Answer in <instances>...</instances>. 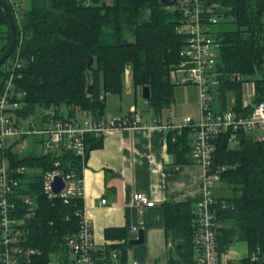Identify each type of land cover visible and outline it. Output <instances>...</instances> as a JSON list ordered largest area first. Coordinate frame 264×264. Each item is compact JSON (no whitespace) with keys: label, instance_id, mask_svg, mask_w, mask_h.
Masks as SVG:
<instances>
[{"label":"trees","instance_id":"1","mask_svg":"<svg viewBox=\"0 0 264 264\" xmlns=\"http://www.w3.org/2000/svg\"><path fill=\"white\" fill-rule=\"evenodd\" d=\"M211 1L224 7V19L216 32L221 42L217 69L222 77L217 91L222 109L229 105L230 98L234 108H240L242 84L249 81L254 84L253 102L264 101V39L260 22L264 0ZM174 5L161 0H101L96 5L85 0H29L21 11L22 64L16 78L17 85L26 92L22 114L35 115L43 108L65 105L101 115L105 112V94L121 92L128 67L134 87L149 88L150 99L146 103L156 114L169 107L176 86L170 81V69L178 63L183 45V38L176 33L182 16L172 9ZM17 34L19 38L18 26ZM9 41V24L0 10V54ZM6 60L0 67V89ZM189 138V130L168 133V151L178 161L190 159ZM101 142V138H89L85 142L87 156ZM55 161H60L65 171L81 175L82 163L69 153L43 158L28 153L23 159H16L14 165L51 169ZM213 162L226 167L221 184L231 192L228 197H219L215 207L216 250L218 254L225 253L232 243L244 242L248 253L240 264H252L250 256L257 249L259 264H264V141L239 134L238 144L232 148L227 138L221 137ZM19 183L18 193L31 196L37 205L35 216L24 224L26 245L40 251L35 264H48L55 254L67 261L69 252L63 240L78 231L75 213L83 201H50L42 193L39 175L22 176ZM220 202H224V208ZM148 209L144 228L163 226L166 239L173 246L174 254L167 264H195L194 206L167 201ZM121 233L119 239L126 246H112L105 251H119L124 263L130 247L129 231L124 228ZM136 248V257L143 260L145 246Z\"/></svg>","mask_w":264,"mask_h":264},{"label":"built area","instance_id":"2","mask_svg":"<svg viewBox=\"0 0 264 264\" xmlns=\"http://www.w3.org/2000/svg\"><path fill=\"white\" fill-rule=\"evenodd\" d=\"M85 1L91 3L90 0ZM6 3L10 6L20 35L14 54L3 66L5 76L0 89V264H35L40 251L26 245L24 224L35 216L37 205L31 196L18 193L19 178L39 175L44 196L50 201L59 198L67 204L72 199L83 201V175L82 171L81 175L73 170L65 171L60 167V161H55L51 169L14 165V161L23 159L28 153L42 158L69 153L79 159L84 168L87 156L85 142L89 138L100 139L111 130L135 128L141 120L135 108L119 118H109L105 113L99 115L72 106L66 114L61 113L58 106L24 116L26 92L16 83L22 64L19 51L22 5L19 0H6ZM174 4L172 9L178 10L182 16L176 25V33L183 38V45L179 50L178 63L170 69L169 78L175 85L196 86L199 114L197 118L185 117L179 125L167 123L158 128L177 134L189 130V156L202 169L198 179L202 197L195 204L193 218L192 237L197 253L195 264H231L225 253L218 254L216 250L218 223L215 207L219 197L214 193L221 184V175L226 167L214 164V153L217 140L221 137L227 138L232 148L237 146L239 134L254 141H264V101L253 102L252 84L251 93H242L240 108H234L232 101L222 109L217 91L222 77V72L217 69L221 42L216 38V32L224 19V7L211 0H175ZM260 22L261 37L264 39V10ZM234 78L238 79L237 76ZM57 178L63 185L56 192L53 183ZM105 202V199L101 200L102 204ZM219 204L221 208L225 207L224 202ZM155 205V201L147 195L133 194L132 206L137 210L139 221L130 228L131 233L137 235L144 224L143 210ZM75 215L79 219L78 231L63 240L69 252L67 261L60 254H55L48 264H124L119 251L96 250L91 220L84 205ZM258 252L257 249L251 254L252 264H259ZM130 264L140 263L133 260Z\"/></svg>","mask_w":264,"mask_h":264},{"label":"crops","instance_id":"3","mask_svg":"<svg viewBox=\"0 0 264 264\" xmlns=\"http://www.w3.org/2000/svg\"><path fill=\"white\" fill-rule=\"evenodd\" d=\"M127 79L131 83L134 97L137 96L138 87H134L132 76L127 75ZM252 84L243 95L251 93ZM134 99L136 102V97ZM232 101L230 98L228 104ZM136 104L132 108L139 112L140 125L107 132L101 138V145L86 156L82 170L85 189L83 205L91 220L97 251H105L117 245L125 247L123 240L119 239L124 228L129 231V240L137 238V235L130 232V228L139 221L137 210L132 206L134 193L147 195L155 201L156 207L167 201L188 203L195 207L202 197L198 181L201 166L187 158L178 161L175 154L168 151L169 132L158 128L171 119H163L161 112L156 114L148 104L143 110L138 109ZM130 109L129 105H120L116 112L105 106L104 113L109 118H119L128 114ZM187 116L192 115L188 113ZM221 188L222 184L214 194L217 197H228L223 195V190L218 193ZM102 199L106 200L105 204L101 203ZM148 210H143L144 215ZM140 228L145 231L142 245L146 248V255L143 260H139L135 252L136 247L142 245H130L126 249L124 264H130L133 260L140 264H167L170 255L174 253L171 242L166 239L164 227L157 225L145 229L143 225ZM246 248L244 242L232 243L225 252L228 261L240 264L247 256Z\"/></svg>","mask_w":264,"mask_h":264},{"label":"rangeland","instance_id":"4","mask_svg":"<svg viewBox=\"0 0 264 264\" xmlns=\"http://www.w3.org/2000/svg\"><path fill=\"white\" fill-rule=\"evenodd\" d=\"M19 1L21 2L20 4L22 5L21 8H26L29 4V0H19ZM102 1L107 2V0H102ZM8 61L9 59L6 60V62ZM127 75L128 76L131 75L129 67L127 68V71L124 74L120 94H113V95L111 93L105 94V103H106L105 106L107 107V109L117 112L119 111L120 105L122 106L129 105L131 106V109H132L135 103H137L136 106L140 110L147 108L146 101L141 99L142 98L141 91L139 93V89L141 88L136 89L137 96H135L136 97V102H135L134 92L132 90L131 83L127 79ZM250 84H251V81L242 84V93H245V91H247L248 86ZM100 96L101 97L104 96V93L102 90L100 91ZM197 96H198V92H197V88L195 85L193 84L176 85L174 88V97H173L174 101L170 104L169 107H165L161 111L163 119H167L166 117H169L171 121L170 122L168 121L167 123H171L173 125H179L182 123L183 119L186 117L188 113L194 116L195 118H197L199 114V112L197 111L198 104H199ZM227 96L228 98L230 97V95H227ZM120 100L122 102H120ZM67 111H68L67 106L65 105L60 106L61 113L66 114ZM225 188L223 186V189L221 188V191L220 192L218 191V193H221L223 190V195L230 196L231 195L230 190L227 188L225 189ZM235 247H238V245H235Z\"/></svg>","mask_w":264,"mask_h":264},{"label":"water","instance_id":"5","mask_svg":"<svg viewBox=\"0 0 264 264\" xmlns=\"http://www.w3.org/2000/svg\"><path fill=\"white\" fill-rule=\"evenodd\" d=\"M92 4L96 5L100 0H90ZM163 4H169V3H174L175 0H161ZM0 10L5 14L9 28H10V41L6 49L0 54V66L4 63V61L11 55L15 47L17 46L18 43V34H17V28L16 24L13 20L12 12L10 10V6L3 1L0 0ZM91 63V60H89V65ZM90 86L87 88V92H89ZM141 99L148 101L150 98V92L149 88L147 86L142 87L141 89ZM62 183L60 179H56L55 182L53 183V188L57 192L62 188ZM144 236H145V231L143 228H140L138 230L137 238L129 240V245L135 246V245H142L144 243Z\"/></svg>","mask_w":264,"mask_h":264}]
</instances>
